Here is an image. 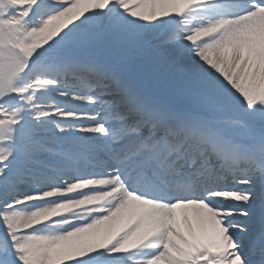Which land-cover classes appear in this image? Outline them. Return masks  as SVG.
I'll list each match as a JSON object with an SVG mask.
<instances>
[{"label": "snow or ice", "instance_id": "snow-or-ice-1", "mask_svg": "<svg viewBox=\"0 0 264 264\" xmlns=\"http://www.w3.org/2000/svg\"><path fill=\"white\" fill-rule=\"evenodd\" d=\"M0 264H264V0H0Z\"/></svg>", "mask_w": 264, "mask_h": 264}]
</instances>
